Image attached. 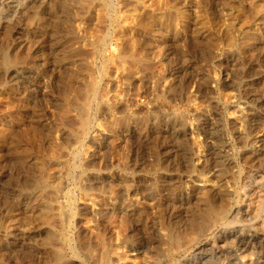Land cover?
I'll list each match as a JSON object with an SVG mask.
<instances>
[{
	"label": "rangeland",
	"instance_id": "obj_1",
	"mask_svg": "<svg viewBox=\"0 0 264 264\" xmlns=\"http://www.w3.org/2000/svg\"><path fill=\"white\" fill-rule=\"evenodd\" d=\"M263 172L264 0H0V264H264Z\"/></svg>",
	"mask_w": 264,
	"mask_h": 264
},
{
	"label": "bare ground",
	"instance_id": "obj_2",
	"mask_svg": "<svg viewBox=\"0 0 264 264\" xmlns=\"http://www.w3.org/2000/svg\"><path fill=\"white\" fill-rule=\"evenodd\" d=\"M112 22H113V21H112ZM178 142H179V141H178ZM181 153H182V152H181ZM263 173H264V172H263ZM263 175H264V174H263ZM31 176H32V175H31ZM254 176H255V175H254ZM262 177H263V176H262ZM262 177L260 176L261 179H263ZM253 178H254V177H253ZM257 178H258V177H257ZM260 178H258L257 180H256V179H253V180H255V182H257L258 180H260ZM250 181H251V180H250ZM255 182H254V184H255ZM261 182H262V181H261ZM263 182H264V181H263ZM259 184H260V183H259ZM261 186H262V185H261ZM226 193H227V192H226ZM249 194H250V193H249ZM253 195H254V194H253ZM94 197H95V196H94ZM251 199H252V198H251ZM255 199H257V198H255ZM258 199H259V198H258ZM56 200H57V199H56ZM208 200H209V199H208ZM259 200H260V199H259ZM204 209H206V208H204ZM219 209H220V208H219ZM202 211H203V210H202ZM216 211H218V210L215 209V207H214L212 204H209V205H208V210L206 211V212H207L206 215H207V216H208V215H211L212 213H215ZM250 211H251V210H250ZM219 212L221 213V210H220ZM237 212H238V211H237ZM65 213H66V212H65ZM200 213H202V212H200ZM262 213H263V211H262ZM249 214H250V213H249ZM236 215H237V214H236ZM253 215H254V214H253ZM263 215H264V214H263ZM204 217H205V216H204ZM43 218H44V217H43ZM232 218H233V217H232ZM194 219H195V218H194ZM205 219H207V218H205ZM205 219H203V220H205ZM210 219H211V218H210ZM239 220H240V219H239ZM241 220H242V219H241ZM198 221H199V220H198ZM228 221H229V220H228ZM228 221H227V222H228ZM201 222H203V221H201ZM195 223H196V222H195ZM228 223H229V222H228ZM230 223H231V222H230ZM196 224H197V223H196ZM222 224H223V223H222ZM255 224H256V223H255ZM191 225H192V224H191ZM200 225H201V227H202V226L204 225V223H200ZM224 225H225V224H224ZM257 225H258V224H257ZM225 226H227V225H225ZM254 226H255V225H254ZM258 226H259V225H258ZM258 226H256V227L258 228ZM206 227H207V226H206ZM206 227H205V228H206ZM260 229H261V228H259L258 230H260ZM262 229H263V228H262ZM201 230H202V229H201ZM245 230H246V229H245ZM256 230H257V229H256ZM196 231H197V230H196ZM198 231H199V230H198ZM201 232H202V231H201ZM236 232H237V231H236ZM236 232H235V233H236ZM244 232H245V231H244ZM188 233H189V232H188ZM194 233H195V232H194ZM199 233H200V232H199ZM247 233H248V232H247ZM247 233H246V234H247ZM253 233H254V232H253ZM223 234H224V233H223ZM238 234H239V233H238ZM240 234H241V233H240ZM255 234H256V233H255ZM243 235H244V234H243ZM236 236H237V234H236ZM236 236H235V237H236ZM239 236H240V235H239ZM226 237H227V235H226ZM226 237H225V238H226ZM231 237H232V236H231ZM233 237H234V236H233ZM235 237H234V238H235ZM237 238H238V237H237ZM249 238H250V237H249ZM249 238H248V239H249ZM227 239H229V238H227ZM230 239H231V238H230ZM245 239H246V238H245ZM258 239H259V238H258ZM234 240H235V239L232 240V243H233ZM184 241H185V240H184ZM247 241H249V240H247ZM247 241H246V242H247ZM254 241H255V239H254ZM256 241H257V240H256ZM236 242H237V241H236ZM238 243H239V241H238ZM243 243H244V240H243ZM249 243H250V242H249ZM252 243H253V242H252ZM252 243H251V244H252ZM216 244H217V243H216ZM236 244H237V243H236ZM244 244H246V243H244ZM257 244H258V243H257ZM249 245H250V244H249ZM244 246H245V245H244ZM251 246H252V245H251ZM251 246H250V247H251ZM181 247H182V246H181ZM211 247H212V246H211ZM242 247H243V246H242ZM254 247H255V246H254ZM244 248H245V247H244ZM248 248H249V247H248ZM258 248H259V247H258ZM241 249H242V248H241ZM245 249H247V248H245ZM249 249H250V248H249ZM249 249H248V250H249ZM252 249H253V248H252ZM252 249H251V250H252ZM256 250H257V249H256ZM240 251H241V250H240ZM245 251H246V250H245ZM254 251H255V250H254ZM258 251L260 252V250H258ZM224 252H225V251H224ZM256 252H257V251H256ZM226 254H227V253H226ZM254 254H255V253H254ZM261 254H262V253H261ZM229 255H230V254H229ZM259 255H260V254H259ZM220 256H221V255H220ZM262 256H263V255H262ZM61 257H62V256H61ZM230 258H231V256H230ZM231 259H232V258H231ZM261 260H262V259H261ZM222 261H223V260H222ZM258 261H259V260H258ZM231 262H232V261H231ZM239 262H240V261H239ZM259 262H260V261H259ZM244 263H245V262H244ZM244 263H242V264H244Z\"/></svg>",
	"mask_w": 264,
	"mask_h": 264
}]
</instances>
